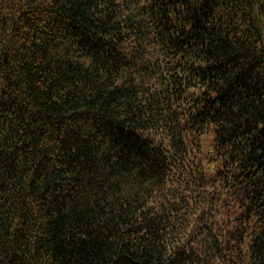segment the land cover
Segmentation results:
<instances>
[{"label":"trees","instance_id":"16d2710c","mask_svg":"<svg viewBox=\"0 0 264 264\" xmlns=\"http://www.w3.org/2000/svg\"><path fill=\"white\" fill-rule=\"evenodd\" d=\"M0 264H264V0H0Z\"/></svg>","mask_w":264,"mask_h":264},{"label":"rangeland","instance_id":"374dc122","mask_svg":"<svg viewBox=\"0 0 264 264\" xmlns=\"http://www.w3.org/2000/svg\"><path fill=\"white\" fill-rule=\"evenodd\" d=\"M202 145H203V150L207 151L208 150V140L203 141Z\"/></svg>","mask_w":264,"mask_h":264}]
</instances>
